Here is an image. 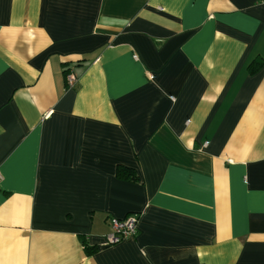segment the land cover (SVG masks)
Wrapping results in <instances>:
<instances>
[{
    "label": "crops",
    "instance_id": "crops-1",
    "mask_svg": "<svg viewBox=\"0 0 264 264\" xmlns=\"http://www.w3.org/2000/svg\"><path fill=\"white\" fill-rule=\"evenodd\" d=\"M0 264H264V0H0Z\"/></svg>",
    "mask_w": 264,
    "mask_h": 264
},
{
    "label": "built area",
    "instance_id": "built-area-1",
    "mask_svg": "<svg viewBox=\"0 0 264 264\" xmlns=\"http://www.w3.org/2000/svg\"><path fill=\"white\" fill-rule=\"evenodd\" d=\"M68 81H73V75L68 74ZM150 77H152L150 75ZM138 216L129 214L124 217H111L109 220L110 232L105 237L106 245H113L120 241L132 237L137 231Z\"/></svg>",
    "mask_w": 264,
    "mask_h": 264
},
{
    "label": "trees",
    "instance_id": "trees-1",
    "mask_svg": "<svg viewBox=\"0 0 264 264\" xmlns=\"http://www.w3.org/2000/svg\"><path fill=\"white\" fill-rule=\"evenodd\" d=\"M257 64L261 65L262 61L258 60ZM116 176H117V178L122 179V180H126V181H131V182L138 181V176H137L136 172L134 171V169L126 167V166H118L117 170H116ZM85 250L87 253H91L94 251V249L91 247H88L87 244L85 245Z\"/></svg>",
    "mask_w": 264,
    "mask_h": 264
}]
</instances>
